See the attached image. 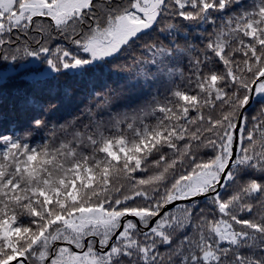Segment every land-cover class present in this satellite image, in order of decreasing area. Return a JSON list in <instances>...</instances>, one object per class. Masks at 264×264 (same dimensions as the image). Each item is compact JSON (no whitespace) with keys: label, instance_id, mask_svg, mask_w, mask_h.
<instances>
[{"label":"snow or ice","instance_id":"6c2138e0","mask_svg":"<svg viewBox=\"0 0 264 264\" xmlns=\"http://www.w3.org/2000/svg\"><path fill=\"white\" fill-rule=\"evenodd\" d=\"M0 264H264V0H0Z\"/></svg>","mask_w":264,"mask_h":264}]
</instances>
